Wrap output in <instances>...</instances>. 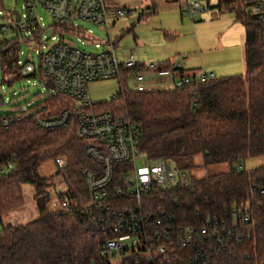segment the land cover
<instances>
[{
  "label": "trees",
  "instance_id": "trees-1",
  "mask_svg": "<svg viewBox=\"0 0 264 264\" xmlns=\"http://www.w3.org/2000/svg\"><path fill=\"white\" fill-rule=\"evenodd\" d=\"M218 8L233 11L246 28L245 74L204 81L194 76L189 84L171 91L122 90L110 104L95 106L136 122L142 134L140 148L154 160L186 164L201 156L205 166H230L226 173L154 192L143 201L146 212L165 211L174 215L179 226L208 216L223 218L236 210L253 212L264 234V166L241 170L247 160L264 157V24L244 0H220ZM10 44V52H0L8 67L20 42ZM131 72H123L122 83L129 81ZM45 104L58 113L68 100L59 95ZM2 116L0 168L8 163L12 168L0 174V264H108L100 256L105 236L81 212L58 209L41 213L27 225L2 226L3 216L23 208L25 185L33 186L38 197H47V180L39 174L43 165L67 158L61 174L67 192L75 197L85 192V172L96 169L85 153L89 143L78 137L75 122L63 131L47 133L30 120L5 129ZM114 205L115 210H124L134 204ZM260 242L264 251V241ZM250 246L252 239L245 249Z\"/></svg>",
  "mask_w": 264,
  "mask_h": 264
},
{
  "label": "built area",
  "instance_id": "built-area-1",
  "mask_svg": "<svg viewBox=\"0 0 264 264\" xmlns=\"http://www.w3.org/2000/svg\"><path fill=\"white\" fill-rule=\"evenodd\" d=\"M244 1L249 11L264 24V0ZM39 6L53 21L54 35L49 40L44 37L46 28L38 15ZM24 10L25 14L7 12L4 0H0V42L12 35L14 42L37 45L41 63L38 66L23 63L19 53L13 58L11 67L2 59L4 79L13 83L17 78L39 73L49 97L62 95L68 105L58 113L45 103L35 105L31 102L26 108L17 110L8 105L6 108L11 111L1 114V124L8 129L30 120L38 130L53 133L76 123L78 137L89 143L86 156L96 164V169L85 172L83 194L75 197L66 191L60 195L59 210L83 213L85 220L105 236L100 256L108 264H264V251L260 248L264 234L260 233V224L253 212L250 215L236 210L223 218L208 216L179 226L174 215L165 211L151 214L144 210L146 197L159 190L187 186L188 180L177 179L171 162L154 160L141 150L142 134L136 122L110 111H98L88 89L94 82L121 79L123 72L128 70H133L128 82L135 84L144 82L143 73H161L159 65L143 66L134 54L125 61L119 60L116 54L109 18L111 15L131 17L132 12L126 9L110 11L105 0H24ZM208 10L199 0L189 2L188 14L192 17ZM78 21L106 27L108 41L86 40V31L78 26ZM66 33L92 41L97 52H87L69 43ZM4 43L0 52H10L11 44ZM181 68L182 64L178 63L177 69ZM192 78L182 77L175 88L189 84ZM211 78L214 75L207 73L196 77L203 81ZM49 81L53 89L47 85ZM132 91L145 92L141 85ZM112 99H116V95ZM5 103L4 95L0 94V109ZM56 165L61 171L67 166L61 158L56 160ZM7 168L11 169L12 165L8 163ZM7 168H0V174ZM120 201L134 205L115 210L114 203ZM251 239L252 248L246 250Z\"/></svg>",
  "mask_w": 264,
  "mask_h": 264
},
{
  "label": "rangeland",
  "instance_id": "rangeland-1",
  "mask_svg": "<svg viewBox=\"0 0 264 264\" xmlns=\"http://www.w3.org/2000/svg\"><path fill=\"white\" fill-rule=\"evenodd\" d=\"M162 0L161 7L163 2ZM194 0H177L180 13L185 19V25L178 30V34L163 31L160 16L153 15L151 21L138 22L140 14L148 7H151L150 0H110L113 4L111 11L117 8L126 9L132 12L131 17L119 18L111 15L109 18L110 35L117 39L118 46L116 54L121 61H125L123 56L135 50L134 54L141 65L150 64L163 65L171 64L172 69L166 75L159 73H143L144 82L135 84L134 82H121V79H111L98 81L89 84L88 89L94 105H106L112 102L113 96L122 90H133L139 85L144 87L145 92L169 91L173 85L172 78L180 77V70L176 68L178 63L182 65L194 64L201 66V61L212 65L222 64L224 72H215L216 78L225 76H236L245 74L244 45L246 40V28L237 21L236 15L231 10L218 8L220 0H199L204 7H209L208 11L201 14L190 16L188 14V2ZM107 2V1H106ZM108 4V3H107ZM110 8V7H109ZM4 9L7 12L18 11L25 14L24 0H4ZM255 15L254 13H252ZM38 15L43 19L46 32L45 40L53 37V21L51 16L41 6L38 8ZM156 16V17H155ZM194 20H193V19ZM78 26L86 31V40L106 43L108 33L106 27H99L86 22H76ZM60 31V30H59ZM65 38L74 46L87 51L97 52L92 41L79 39L73 34H65ZM171 38H174L172 40ZM15 38L9 35L6 40L0 43H13ZM175 41V43L173 42ZM23 63L30 62L36 66L41 63L37 54V45L20 43L17 49V56ZM165 58H168L167 60ZM186 77H194L204 73L202 67L191 70L187 67L182 70ZM161 82L158 88L153 87V83ZM157 84V83H156ZM0 94L4 95L5 106L0 109V115L11 111L6 107L9 105L14 110L26 108L31 102L35 105L44 104L50 97V93L43 82L42 76L37 73L29 78H17L13 83L4 79L2 69V58L0 56ZM98 108V107H97ZM60 159V158H57ZM56 159V160H57ZM68 165V160L61 157ZM172 168L177 179L202 180L208 176H214L229 171L230 166L226 163L205 166L201 156L186 164L171 162ZM264 166V157L249 159L242 167V171L250 172L256 168ZM39 174L47 180L45 187L46 200L43 206L38 203V192L30 185L23 187L25 204L23 208L16 210L1 218L3 227L15 225H27L36 220L41 213L52 212L59 209L60 195L67 191L66 182L61 174V170L56 165V161L43 165Z\"/></svg>",
  "mask_w": 264,
  "mask_h": 264
},
{
  "label": "crops",
  "instance_id": "crops-1",
  "mask_svg": "<svg viewBox=\"0 0 264 264\" xmlns=\"http://www.w3.org/2000/svg\"><path fill=\"white\" fill-rule=\"evenodd\" d=\"M107 1V2H106ZM151 2V7H148L145 11H143L141 14L145 13V16L143 17V19L139 20L138 18V22H143V21H151V19L153 18L152 16L153 15H156V16H160L162 11H163V19L161 20V27L163 29V31H166L168 33H175L176 34V37L177 35L179 36L178 34V30L179 28L182 29V27L185 25L186 21L185 19H183L181 13H180V9L178 8V4H177V0H165L162 4L163 7H161V3H162V0H150ZM105 3L107 5V7L109 8V10L111 11V9L113 8V4L112 2H110V0H105ZM108 3V4H107ZM189 4V2H188ZM208 7V6H207ZM209 8V7H208ZM117 9H120V8H117ZM226 9V8H224ZM226 10H229V9H226ZM140 14V15H141ZM155 16V17H156ZM140 17V16H139ZM193 19V18H192ZM194 20V19H193ZM175 27H179V28H175ZM112 37V36H111ZM172 40H174V38H171ZM113 46H114V49L116 51V48L118 46V41L117 39H113ZM175 43V41H173ZM135 50H132L130 51L129 54L123 56L124 60L130 55V54H134ZM135 55V54H134ZM166 60L168 58H165ZM244 60H245V45H244ZM168 60L166 61L165 64L163 65H159V67H162V72H165V73H159V75H166L167 72H169L170 69H172V66L171 64H167ZM144 66V65H143ZM223 66L222 64H219V65H212L208 62H206L205 60L201 61V66H196L194 64H187L186 65H182V68H181V71H180V77L179 78H172L171 79V83H172V89H170L169 91L171 90H174L175 89V83L177 81H179L182 77H186L185 76V73L182 71L183 69H185L186 67L188 69H191V70H195V69H199V67H202L204 73H207V74H213L214 77H215V72H224L223 71ZM176 68H177V65H176ZM245 71H246V65H245ZM151 74V73H150ZM225 77H229V76H225ZM216 78V77H215ZM222 78V77H221ZM157 83V84H156ZM156 83H153V87L154 88H158L160 85H162L161 82H156ZM164 91V90H162Z\"/></svg>",
  "mask_w": 264,
  "mask_h": 264
},
{
  "label": "water",
  "instance_id": "water-1",
  "mask_svg": "<svg viewBox=\"0 0 264 264\" xmlns=\"http://www.w3.org/2000/svg\"><path fill=\"white\" fill-rule=\"evenodd\" d=\"M17 17H18V19H19V16H17ZM47 85L49 86V88L53 89V85H52L51 81H49ZM45 200H46V197H39V199H38V203H39L41 206H43L44 203H45Z\"/></svg>",
  "mask_w": 264,
  "mask_h": 264
}]
</instances>
